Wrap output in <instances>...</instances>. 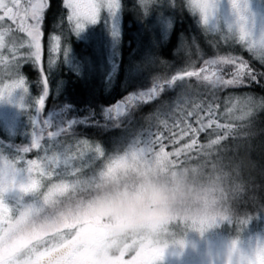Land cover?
Returning <instances> with one entry per match:
<instances>
[{"label": "clouds", "instance_id": "clouds-1", "mask_svg": "<svg viewBox=\"0 0 264 264\" xmlns=\"http://www.w3.org/2000/svg\"><path fill=\"white\" fill-rule=\"evenodd\" d=\"M235 2L239 13L234 0H225L231 36L243 33L251 54L264 58V21L253 17L248 0ZM219 3L214 0L216 9ZM199 23L203 31H213L217 11L215 20ZM262 106L235 103L231 144L205 145L179 158L150 142L133 144L94 155L100 164L87 177L57 176L60 186L51 190L45 180L25 193L34 199L24 204V221L0 243L21 249L20 264H141L148 249L164 250L190 231L202 234L228 223L235 235L225 242L223 264H264V237L241 242L247 218L237 209L256 188L258 169L264 177L248 143L255 135L250 114Z\"/></svg>", "mask_w": 264, "mask_h": 264}, {"label": "snow or ice", "instance_id": "snow-or-ice-1", "mask_svg": "<svg viewBox=\"0 0 264 264\" xmlns=\"http://www.w3.org/2000/svg\"><path fill=\"white\" fill-rule=\"evenodd\" d=\"M192 9L199 13V19L207 22L209 18L216 19V7L214 0H189ZM50 0H0V21L10 20L13 23L19 18L22 22L20 31L26 33V39L5 40L4 33L11 32L10 28L0 32V98L7 97L14 89H24L25 80L20 75V68L25 60H30L37 67L41 63V36L43 26V13L46 11ZM62 7L66 9L68 26L80 30L86 23H95L100 11L106 9L109 13L117 8L116 0H63ZM233 7L239 13L240 9L234 0ZM30 19V23L25 27L23 22ZM213 33L215 38L211 43L215 48H220L221 43L229 46L233 41L230 28L227 26V18L224 20L223 27L214 24ZM60 35L49 36V59L51 65L56 59L52 53L65 51L60 48ZM218 37V39H216ZM251 53L247 47V41L243 33L239 38L234 39ZM27 49V53L21 54V49ZM59 49V50H58ZM255 58L264 61V58ZM194 61L189 62L188 66L179 73L164 76L158 79L154 86L147 92L139 93L135 97L129 95L125 103L131 105L135 102H146L157 96L165 86H171L176 81H183L187 88L178 97L171 108H164L156 112L152 121L156 126V132H150L146 141L150 142L154 148L159 149L165 154H173L179 158L185 154H195L204 149L205 145L216 147L223 144L229 137L234 121L230 118L235 111V103L246 101L250 104L262 103L251 97H225V111L220 113L227 117L226 122L218 121L219 103L216 95L222 89L232 86L246 85L250 81H259L264 73H258L249 62L242 57L226 53L217 52L213 58L203 59L199 69L195 68ZM231 71L225 74V69ZM43 74L42 89L47 91L46 71L40 70ZM195 77L198 82L203 83L207 94L211 97L207 100L193 98L191 86L186 78ZM45 97L41 96L37 101V112L43 107ZM231 105L230 107L228 105ZM115 114V109H112ZM123 111V108L120 109ZM168 117V118H165ZM171 120V126H169ZM39 119L32 118L31 143L19 147L13 158L8 159L0 156V238L6 236L9 231L15 229L23 223L25 217L24 204L17 201L14 208L5 203L3 194L8 191H16L21 194L38 190L45 180L50 181L49 188L55 189L59 185L56 177L60 175L79 176L82 169L87 166L86 161L89 154L99 155L102 149L98 144L89 143L87 140H76L74 143L64 144L60 151H44L46 140L59 138V130L51 129L48 121L44 120L43 125L37 131ZM65 125V131L67 130ZM175 129V131H173ZM46 132V139L44 133ZM165 132L168 133L165 136ZM201 133L205 134V143L198 139ZM222 133V134H221ZM214 137V138H213ZM167 140L172 145L171 151L165 150L164 141ZM143 142V143H144ZM137 141L135 144H140ZM38 149L35 159H24L25 153L31 149ZM43 152V155L39 153ZM21 175L24 180L18 179ZM259 195L257 188L253 189L248 198L256 199ZM248 223V219L244 221ZM236 246V242H233ZM21 249L18 247L5 246L0 243V264H20L17 260ZM163 253V249L151 248L146 250L141 257V264H157Z\"/></svg>", "mask_w": 264, "mask_h": 264}, {"label": "rangeland", "instance_id": "rangeland-1", "mask_svg": "<svg viewBox=\"0 0 264 264\" xmlns=\"http://www.w3.org/2000/svg\"><path fill=\"white\" fill-rule=\"evenodd\" d=\"M178 2L182 3L183 6L188 9L190 19L192 18L193 20H196V23L191 24L190 27L189 25H187V27L185 26L181 40L179 44L177 43L178 47L173 52V55L176 56L173 57V59L178 58L179 60H182L184 57L189 59V61L186 60V62L178 61V70L175 72L179 73L182 71L191 61H194L195 68L199 69L200 66L198 67V65H196L198 64L196 62L199 59V54L210 50L213 51L218 48H215L211 43V41L215 38V33L212 31L205 32L201 29L198 12L190 7L189 0H138V4L142 8L143 13L141 15H132L133 19L137 22L135 25H138L139 29L134 33V49L132 53L129 54L123 67V77L122 73L119 75L120 44L123 31L120 0H116L117 8L114 12L109 13L106 9H102L95 23H86L80 30H76L74 27L70 28L68 26L66 9L63 8L65 14L61 20L63 22L62 27H60V23H57V31L51 35H60L58 32L60 28L66 33V36L64 34L60 38L59 44V47L64 48L65 51L52 53L56 60L47 67L49 59L48 49L50 46L48 39L47 46L44 48L45 53L42 58V63L45 69L48 70L47 75L48 77H51L52 82H54L51 83V87L54 89L53 96L56 97V95L61 91V85L65 84L66 78L62 75L63 70L78 76L83 83H87L89 85L98 83L100 91H104L111 86L110 83L114 82L115 78L120 79L113 85L117 86L119 89H125L126 86L131 84L135 79L141 81L147 80L146 78L149 77L150 72L153 71V69L156 68L155 71L162 69L163 66H165V61L163 59L157 61V56L154 55L153 50L156 48L157 44L160 43L161 45L162 42H166L167 35L171 31L173 25V21L171 20L180 18L179 12H176L179 6ZM248 4L249 11L253 17L258 21H264V0H248ZM217 17L219 20L218 25L223 27L224 20L227 18L225 0H220V3L218 4ZM128 18L130 19V14ZM142 18H144L143 21ZM0 28L6 27L1 26ZM4 36L5 40H21L11 36V34L4 33ZM71 38L74 39V42H72V45L70 46ZM216 39H218V37ZM72 49L74 51H72ZM219 49L227 50V52L229 50L231 53H238L241 51L243 54L248 55L252 60L264 66V61L255 58L247 49L234 39L230 42L229 46L221 43ZM243 54L241 56H243ZM213 57L214 56L209 55L206 59ZM224 71L225 74H227V72H230L231 69L226 68ZM161 76L162 75H159L158 77ZM158 77H152L146 82V84L150 83L154 85L155 82L160 79ZM186 79L188 84L191 86L193 98L199 97V99L202 100L211 98L207 94L203 83H198L195 77ZM100 80L102 81V86H100ZM25 87L27 91L24 89H14L7 97L0 98V140L7 143V146H2L0 144V156H4L8 159L13 158L19 147H23L31 143V134L33 130L31 122L32 118L39 119L37 125V131L39 132V128L43 125V121L48 117V113L44 116H35L33 110H36L37 108L36 99H39V95L35 98L33 94H30L28 85L25 84ZM36 87L40 92L42 84L37 83ZM186 88L187 85L183 81H176L172 84L169 90L165 88L162 89L161 91H163L166 95L168 94L170 98L167 107L165 106L164 108H171L176 102H178V97L185 91ZM245 88L246 85H239L220 90L222 93V107L220 106L221 109L219 112L224 113L225 97L228 96H247L257 101H261L255 94H247L248 91L245 90ZM109 89H111V87ZM132 105L133 104L130 106ZM228 106L230 107L231 105L229 104ZM120 109L121 107L116 110V114L120 117L127 115L130 112H126V106L123 107L122 112ZM260 109L261 107L250 114L249 119ZM220 113L218 116H221ZM52 116V126L49 125L51 129L48 130H59L60 132L65 133L69 129L71 132V125L72 127L75 126L78 128V122L74 125L73 123H67L64 120L62 121L61 119H58L55 115ZM223 117L227 118L224 115ZM224 118L223 120H225ZM148 120H146V124L142 127L130 126L129 128H124L123 130H105L103 125H97V127H100L101 129L100 134H106L107 131L110 132H107L103 142H88L98 144L105 156L115 151L122 150L127 146L133 145L137 141L143 143L146 141L150 132L154 133V131L157 130L155 124L152 127L151 121L147 124ZM171 122L172 121L169 120V126H171ZM65 125L68 126L66 131ZM44 136H46V132L44 133ZM74 141H76V139H73V136L59 137L58 139L53 138L51 141H46L44 143V151H49V146H51V150L60 151L64 144L74 143ZM164 143L165 150L171 151L172 145L169 142L164 141ZM38 151V149L34 150L32 159L36 158ZM31 152L32 151H29L23 154L25 160L27 159L25 156ZM39 154L43 155V152H40ZM86 164L87 166L84 167L81 172V174L85 177L90 175L91 172L99 166L100 161L98 159H94L92 154H89ZM7 195L9 199H12L13 201V208L16 206L17 201L26 204L34 199L33 194H21L16 191H9ZM223 225L228 226L226 223L221 224L220 226ZM220 226L209 228L202 234L194 231L188 232L181 240L169 245L165 250H163L159 261L164 262L173 257L176 254V252L173 251V246H176L177 248L185 251L184 261L182 264H223L225 242L235 235V229H231L229 232L228 230H221ZM261 237H264V230L256 233H249L247 230L240 232V238L243 244L255 241ZM181 262L179 264H181Z\"/></svg>", "mask_w": 264, "mask_h": 264}, {"label": "trees", "instance_id": "trees-1", "mask_svg": "<svg viewBox=\"0 0 264 264\" xmlns=\"http://www.w3.org/2000/svg\"><path fill=\"white\" fill-rule=\"evenodd\" d=\"M178 4L179 6L176 12H179L180 18L174 20L172 19V21H174V26L169 33L167 41L164 43L162 42L161 45L160 43L157 44L158 46L156 45V48L153 50L154 55L157 56V61L162 59L165 61V66H163L162 69L156 71V68L153 69V71L150 72L149 77L146 78L147 80L141 81L135 79L131 84H128L125 89H119L117 86L111 84V89H109V87L104 91H100L98 83L89 85L87 83H83L80 78H78V76L76 77L72 73H69V75L66 74V77L70 78V80L66 79L67 82L61 85V91L56 95V97L53 96V98L45 101L43 110L45 115L48 113V117L45 120L48 122L50 121L49 123L51 125V118L53 117L52 115H55V117L61 119L62 121L64 120L67 123L69 122L75 125V123L78 122V128L75 126L72 127L71 125V132L70 129L67 130L65 133H62V137L73 136V139L87 140L93 143L103 142L105 135L110 131H107L106 134H100L99 130L96 132L92 128L91 131L92 126L103 125L105 130H123L124 128H129L130 126L142 127L146 124V120L149 119L147 124L149 121H151L153 127L154 123L152 121V117L156 112L161 111L165 106L167 107L170 101L168 95H165V93L161 91L150 101L135 102L132 106L126 104L125 101L129 95L135 97L137 94L147 92L149 89H151L154 85L150 83L146 84V82L152 77H158L159 75H162L161 77L169 76L170 78V76L175 74V71L178 70V61H189L187 57H184L182 60H179L178 58L173 59V57H176L173 55V52L177 49L179 44V40L177 44V38L180 33L182 34L181 24L186 25L187 23L193 21L192 18L190 19V17L186 16L189 12L188 9L183 6L182 3L178 2ZM120 5L123 31L120 44L119 75L123 71V67L129 54H131L134 49V33L139 29V26L135 25L137 22L133 19L132 15H141L143 13L142 8L138 4V0H120ZM49 13V19L54 21L53 24L56 25L57 23H60V26H62L63 22L61 20L65 14L62 7V0H52ZM129 14L130 19L128 18ZM143 19L144 18H142V21ZM50 20H48V23ZM61 31L62 29L60 28V34ZM72 42L73 40L70 42L71 45ZM217 52L220 54L231 53L229 50L227 52V50L223 49H216L213 51L210 50V52L200 53L199 59L196 62L198 63V67L201 65L199 63H202L203 59H206L209 55L214 56ZM231 54L237 55L235 53ZM241 55L242 52L240 56ZM241 57L245 59V61L249 62L258 73H264V66L252 60L246 54H243ZM119 79L120 78H116V81L118 82ZM56 83L59 84L58 82ZM99 83L100 86H102V82ZM171 86H165L164 88L169 90ZM246 88L245 90L248 91L247 94H255L258 99L262 101V104H264V76H261L259 81L248 82L246 84ZM221 96V91L217 92V97L219 98L218 103L222 107ZM119 104H124V106H126V112H130L127 115H123L122 117L116 114L117 111H115L114 114L112 109L117 110V108L120 107ZM220 109L221 108L219 107V111ZM219 113L220 112H218V114ZM217 118L220 123L226 122L227 119L224 118L223 115L217 116ZM223 118L225 120H223ZM250 120L252 121V126L255 130V135L248 141L250 154L252 159L257 161L260 166H264V106H262L261 109L250 118ZM155 132L156 130L154 133ZM167 135L168 133L165 132V136ZM198 139L201 143H205V134L201 133ZM234 139V137H228L224 143L231 144ZM165 142L168 141L165 140ZM255 185L259 190L258 197L254 200L246 197L237 204L238 212L242 215L246 214V218L248 219V223L246 227L242 229V231L247 230L249 233H256L264 230V177L259 174V169L255 175ZM226 224L228 226H220V229L228 230L229 232L231 229H235L234 225L228 223Z\"/></svg>", "mask_w": 264, "mask_h": 264}, {"label": "flooded vegetation", "instance_id": "flooded-vegetation-1", "mask_svg": "<svg viewBox=\"0 0 264 264\" xmlns=\"http://www.w3.org/2000/svg\"><path fill=\"white\" fill-rule=\"evenodd\" d=\"M27 2H28V0H22V3H27ZM51 2H52V0H50V3L48 5L46 11L43 13V26H42V36H41V63H40V66L37 67L33 62H31L29 60H25L22 63V66L20 68V75L24 78L25 84L28 85L30 94H33L35 98L37 97V95H39V98L41 96L45 97V99L43 101L42 109L39 112H37V108H36V110H33L36 117L37 116L39 117L40 115H45L44 110H43V108L45 106V101L49 100L50 98H53V94H54V89L51 87V83H54V82H52L51 77H48V75H47V73H48L47 71L48 70L46 71L47 91H44L43 89H41V91L39 92L37 90V87H36L37 83H39V84L43 83V74L40 72V70L41 69H43V70L45 69V67H44V65L42 63V61H43L42 58H43V55L45 53L44 48L47 46L49 36L52 33L57 31L56 25L53 24L54 21H51L49 19L50 18L49 17V14H50L49 11H50ZM186 16L190 17V15H188V14ZM48 20H50L49 23H48ZM30 22L31 21L29 19V20L24 21L23 24L26 27ZM193 23H196V22H192L191 21V22L187 23L186 25L181 24L182 34L180 33V35L178 36L177 43H178V40H179V42L181 40V36L184 33L185 26L187 27V25H189V27H190V25L193 24ZM21 25H22V22H21V20L19 18L16 20L15 23H13L10 20L0 21V27L1 26H5L6 28H10L11 29V32H5V34H11V36H14V37L18 38L19 40L21 39L20 41H23L27 37H26V33L25 32L20 31ZM173 26H174V23L172 25V28H173ZM60 27H62V26H60ZM6 28H0V31L3 32L4 29H6ZM71 40H72V38H71ZM73 42H74V39H73ZM25 50H26V46H25V48L21 49V54H23V52H25ZM72 51H74V50L72 49ZM208 52H210V51H208ZM63 72H62L64 74L63 76L66 79L70 80V78L66 77L67 75H69L70 72H68L66 70H63ZM116 73H117V71H116ZM122 75H123V72H122ZM101 80L99 82H102ZM66 82L67 81H65V83ZM36 100L38 101V99H36ZM119 105H120L121 108L124 107V104H119ZM92 128L96 132L98 130L101 131L100 127L92 126L91 127V131H92ZM34 150H35V148L31 149L32 152L29 153L25 157L27 159H32L33 158V154H34ZM8 192H5L3 194V199H4L6 204H8L10 207L13 208V201H12V199H9V197L7 195ZM194 246H196V245H194ZM175 248H176V250H175ZM173 251L176 252V254L173 257H171L170 259H168V260H166L164 262L158 261L157 264H179L181 261H182L181 262V264H182L183 261H184V256H185L184 253H185V251L177 248L176 246H173ZM121 264H128V262L127 261H121Z\"/></svg>", "mask_w": 264, "mask_h": 264}]
</instances>
